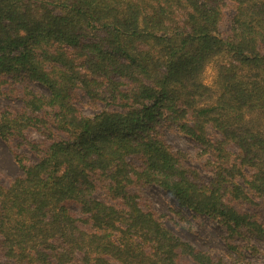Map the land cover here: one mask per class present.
<instances>
[{"label":"trees","instance_id":"obj_1","mask_svg":"<svg viewBox=\"0 0 264 264\" xmlns=\"http://www.w3.org/2000/svg\"><path fill=\"white\" fill-rule=\"evenodd\" d=\"M0 97L20 101L0 106V138L22 171L0 180V264L259 252L264 0H0ZM173 128L199 144L202 170L165 140ZM145 185L220 224L226 256L178 236L133 191Z\"/></svg>","mask_w":264,"mask_h":264},{"label":"rangeland","instance_id":"obj_2","mask_svg":"<svg viewBox=\"0 0 264 264\" xmlns=\"http://www.w3.org/2000/svg\"><path fill=\"white\" fill-rule=\"evenodd\" d=\"M217 77L216 66L210 63L206 68L203 81L210 87L215 86ZM35 88L45 91V89L35 84ZM20 105V101H13L0 97V106L15 108ZM101 107L103 105H100ZM80 107L86 114H93L95 111L88 106ZM165 140L175 149L189 154L187 163L202 170L203 158H197V153L201 150L199 144L191 137L179 132L176 128L164 129ZM20 151L28 155L30 159H35L27 147H20ZM22 171L14 160L9 145L0 138V180L7 184L15 176L21 175ZM139 194L143 205L152 207L160 214H164L165 223L182 239L189 241L197 248L206 250L215 256H226L227 245L225 231L220 224L211 220L207 216L197 214L189 209L181 207L170 195L156 185H145L133 188ZM259 248L257 254L248 253L247 259L251 264H264V242H255Z\"/></svg>","mask_w":264,"mask_h":264}]
</instances>
